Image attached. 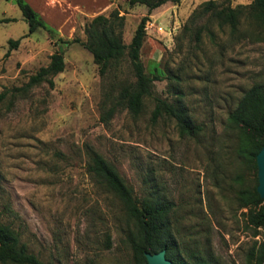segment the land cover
Instances as JSON below:
<instances>
[{
    "label": "rangeland",
    "instance_id": "rangeland-1",
    "mask_svg": "<svg viewBox=\"0 0 264 264\" xmlns=\"http://www.w3.org/2000/svg\"><path fill=\"white\" fill-rule=\"evenodd\" d=\"M204 1L166 0L147 12L143 3L113 0L107 12L117 7L123 14L126 43L147 15L139 59L145 72L158 75L133 114L115 102L120 84L134 79L126 54L100 76L90 52L70 40L83 39L81 25L71 37L41 26L28 32L15 1L0 0V90L21 84L59 47L64 60L51 86L40 82L0 102V218L18 228L42 264L132 259L131 221L118 197L87 170L91 149L137 198L172 201L171 232L187 259L199 254L211 264H252L247 250L264 239V226L253 231L236 192L257 175L235 152L238 131L227 114L249 85L264 81V22L249 15L251 0H214L217 7L240 5L230 33L203 11ZM152 96L179 98L200 129L179 133L172 117L152 119Z\"/></svg>",
    "mask_w": 264,
    "mask_h": 264
},
{
    "label": "trees",
    "instance_id": "trees-1",
    "mask_svg": "<svg viewBox=\"0 0 264 264\" xmlns=\"http://www.w3.org/2000/svg\"><path fill=\"white\" fill-rule=\"evenodd\" d=\"M14 1L27 22L28 32L38 26L50 30L27 1ZM127 1L130 4L143 3L147 7V12H150L153 7L166 0ZM248 8L251 18L264 22V0H251ZM202 9L209 12L218 22L226 23L230 33L236 31L241 12L239 4L217 7L214 0H206L203 2ZM123 17L117 7L110 8L106 14L97 13L85 19L82 25L83 39L75 36L70 40H79L90 52L100 76L106 75L111 67L113 68L119 63L124 54L127 55L134 79L131 82L120 84L115 94V102L122 103L131 113L136 114L142 108L144 96L151 94L150 82L158 78V75L154 72L151 74L145 72L139 59V48L145 33L144 22L147 15L144 14L139 18L127 43L122 40ZM17 41L18 38L7 39L10 46L16 45ZM63 66L62 52L58 49L52 51L48 56L47 63L40 65L34 72L28 74L27 79L21 84L1 89L0 102L7 99V103H10L11 98L26 93L32 86L40 82H46L51 86L53 84L52 76L61 71ZM152 99V119L160 114L172 117L179 133L193 134L200 129V124L191 119L186 106L178 100L179 98L168 101L165 98L152 96ZM113 107L110 105L103 109L102 119L108 118ZM227 120L238 131L236 154L240 155L244 161L249 162L256 172L255 153L264 143V81L252 83L243 91L233 108L229 110ZM86 168L118 197L132 224V229L128 234L132 259L127 263L117 264H145L146 259L143 251L153 252L161 248H164L165 256L175 264H211L202 255L197 254L190 260L181 253L177 239L170 228L168 213L173 206L171 200H161L154 195L137 198L114 166L93 149L88 154ZM256 183L257 177L251 187H240L236 192L238 205L246 207L247 223L252 225L254 232L257 231L258 226H264V197L256 191ZM190 255L192 256L193 253ZM247 263L264 264V239L254 241L249 246ZM0 264H42L36 254L27 249L18 228L14 227L10 221L1 218Z\"/></svg>",
    "mask_w": 264,
    "mask_h": 264
},
{
    "label": "crops",
    "instance_id": "crops-1",
    "mask_svg": "<svg viewBox=\"0 0 264 264\" xmlns=\"http://www.w3.org/2000/svg\"><path fill=\"white\" fill-rule=\"evenodd\" d=\"M54 33L71 37L75 27L97 13L106 14L113 0H25ZM83 32V31H82ZM84 37V34H83Z\"/></svg>",
    "mask_w": 264,
    "mask_h": 264
},
{
    "label": "water",
    "instance_id": "water-1",
    "mask_svg": "<svg viewBox=\"0 0 264 264\" xmlns=\"http://www.w3.org/2000/svg\"><path fill=\"white\" fill-rule=\"evenodd\" d=\"M54 36H57V34L54 33ZM60 49L61 47L58 48V50ZM255 162L257 167V183L255 189L260 196L264 197V143L255 153ZM143 254L146 259L145 264H175L171 259L165 256L164 248L153 252L145 250L143 251Z\"/></svg>",
    "mask_w": 264,
    "mask_h": 264
}]
</instances>
